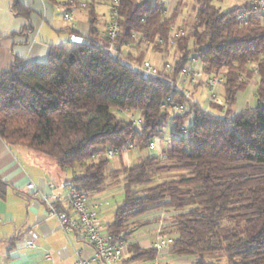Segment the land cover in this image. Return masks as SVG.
<instances>
[{"label":"trees","instance_id":"16d2710c","mask_svg":"<svg viewBox=\"0 0 264 264\" xmlns=\"http://www.w3.org/2000/svg\"><path fill=\"white\" fill-rule=\"evenodd\" d=\"M97 1L87 5L88 40L52 45L45 61L16 58L0 73L1 138L73 169L69 182L87 195L122 179L124 196L108 223L117 239L128 240L136 228L157 223L144 216L164 211L176 233L172 255L195 257L193 264H264V22L254 5L243 1L222 11L213 0H195L189 31L173 34L180 3L168 15L161 0H121L119 48L147 42L166 53L175 44L179 53L169 72L150 75L100 40ZM11 8L28 20L20 33L31 32L32 9L20 0ZM240 12L248 14L244 22ZM193 58L205 74H224V114L205 109L176 87L180 70ZM252 61L258 64L257 101L237 111V95L255 74ZM167 97L187 107L172 115L169 147L109 169V150L131 141L145 149L163 133L171 116L162 109ZM115 110L137 111L140 124L119 118ZM162 174L176 176L152 184ZM6 189L0 178L1 198ZM127 249L128 262L159 256L155 247L137 241Z\"/></svg>","mask_w":264,"mask_h":264},{"label":"crops","instance_id":"0c3cea01","mask_svg":"<svg viewBox=\"0 0 264 264\" xmlns=\"http://www.w3.org/2000/svg\"><path fill=\"white\" fill-rule=\"evenodd\" d=\"M20 1L32 9L30 22L33 30L20 33L28 20L12 11L13 0H0V73L6 71L16 58L23 62L45 61L52 45L73 41L75 35L83 40L89 39L87 6L78 9L74 19L67 21L64 18L65 5L70 0ZM96 12L99 37L101 41H105V28L110 20L108 2L98 0ZM257 17L262 21L260 12ZM13 32L16 34L11 36ZM125 57L132 58V55L128 52ZM164 62L167 61L160 62L159 65ZM208 88L206 82L202 81L195 88L191 100L210 110L208 99L204 103L197 100L203 95V90ZM220 89L217 87L216 92ZM249 95L248 88L239 92L237 103H241L243 99L245 103L240 104L242 107L249 100H255L256 103L257 98L251 95V99ZM160 143L161 141H157L155 149L158 150L150 153L161 154L166 148ZM123 163L129 165L128 161ZM73 175V169L61 168L54 159L25 146L10 145L0 136V178L7 183L6 195L0 197V264H77L79 253L85 257L94 254V247L89 242L78 238L73 232L66 233L58 218L49 215L42 197V193H55L61 197V204L66 206L65 197L69 190L63 184ZM29 182H33L36 188L28 189ZM52 183L56 185L55 188L50 187ZM103 193L104 191L93 195L102 198ZM103 211L102 208V213ZM166 214L169 213L158 211L144 216L146 219L158 218V222L136 228L134 240L142 247H152L154 229L168 224ZM29 240L34 241L35 246L28 245ZM45 251L51 254V259L45 258ZM159 256L171 259L173 264H193L195 260V257L174 256L170 249L161 251ZM152 259L136 263L148 264Z\"/></svg>","mask_w":264,"mask_h":264},{"label":"built area","instance_id":"2783aa9c","mask_svg":"<svg viewBox=\"0 0 264 264\" xmlns=\"http://www.w3.org/2000/svg\"><path fill=\"white\" fill-rule=\"evenodd\" d=\"M110 9V20L105 28V37L107 48L114 52L121 54L122 50L116 43L117 38L121 35L123 27L119 21L120 4L121 0H106ZM251 5H254L256 11H259L264 22V0H243ZM87 3L76 2L70 0L65 5L64 18L67 21H72L75 17L76 11L79 7L84 8ZM248 19L246 12H240L238 20L244 22ZM182 34L183 32L177 31L175 34ZM174 34V33H173ZM74 41L81 42L83 39L79 36L73 37ZM162 41V40H160ZM197 60L193 58L185 67H183L177 77V88L185 97L191 99L192 94L201 81H205L209 87L207 95L208 103L220 107L221 114L227 110V101L221 99L216 92L217 87L222 86L225 76L223 73L205 74L202 68L196 66ZM254 73L258 72V64L256 61L251 62ZM143 72L150 75H156L159 72H169L172 64L166 62L162 66L155 65L150 61H143L139 67ZM185 104L173 101L171 97H167L162 104L163 110H168L172 115H176L185 111ZM136 124H140L141 118L135 119ZM156 144L153 141L148 143L150 149H155ZM136 141L128 142L125 146L119 149H111L107 152V156L111 159L115 154L127 156L128 153L138 148ZM68 188V193L65 197L66 206L60 202L61 197L55 193H42L43 200L45 201L49 215L58 218L61 227L66 233L73 232L78 238L89 242L94 247V254L90 257H85L79 253L77 264H138L136 262H128V240L117 239L108 232V224L101 219L102 208L107 203L103 198L94 195H87L85 192L78 190L69 181L63 184ZM55 184H50V187L55 188ZM27 188L33 190L36 188L33 182L27 184ZM128 229L126 232H129ZM173 236L159 231L155 235L152 247H155L160 253L163 250L170 249ZM30 246H35L34 241L27 242ZM45 258L51 259V254L45 251ZM148 264H173L171 259H163L160 256L153 258Z\"/></svg>","mask_w":264,"mask_h":264},{"label":"rangeland","instance_id":"374dc122","mask_svg":"<svg viewBox=\"0 0 264 264\" xmlns=\"http://www.w3.org/2000/svg\"><path fill=\"white\" fill-rule=\"evenodd\" d=\"M62 1H66V0H62ZM75 1L79 3L85 2L88 4L92 0H75ZM161 1L164 3L168 15L172 13V10L174 9L175 4L180 3V12L177 18L175 19L174 26H173V33L175 34L177 31L187 33L195 18V10H194L195 0H161ZM242 1L243 0H213V3L216 4L218 7H220L222 11H227L229 9H232L240 5ZM80 8L81 7H79V9ZM255 14H256L255 16L257 17V14H259V11H256ZM257 19L259 18L257 17ZM174 45L175 44L170 45L166 53L153 49L152 45L148 44L147 42H144L140 45H134V46L125 45L121 48L122 50L121 60L135 68H139L141 63L145 60L150 61L151 63L158 65V66H162L165 62L162 63V65H159V63L163 61H167L173 64L179 54ZM128 52H130L132 55L131 59H128L125 57ZM196 66L198 68H202V64L199 61H197ZM256 78H257L256 74H254L250 78V81L247 86V88L249 89V94H250L248 97H251V99H252V96L253 98H256V93L254 91L256 90ZM176 86H177V83H176ZM219 88L221 89L220 91H218V95L221 97V99H224L223 88L222 86H220ZM244 91H241V92H244ZM209 92H210L209 88L204 89L203 95L199 96L197 100H199L201 103H204L205 100L207 99V95ZM241 103H245V99H243ZM241 103L239 102L237 103L236 101L235 109L237 111L240 106L242 107V105H240ZM254 104H255V100H249V102L246 103L245 106H253ZM210 110L214 113H221L220 107L215 106V105H211ZM115 113L119 118H123V119H127V118L138 119L140 117V114L137 111L122 112L119 110H115ZM192 120H193V115L189 116L188 119L185 121V127L189 126L192 123ZM174 135H175L174 122H173V118L171 114V116H169V118L167 119L166 123L163 126V133L159 137L154 138L152 141L155 144H157V141H161L160 144L162 145V147H165L167 149ZM153 150L157 151L158 149H150L149 147L145 149L134 148L128 153V156H121L119 154H115L113 158H111L109 169H121L123 166H128L123 163L124 161L126 162L128 161V164H134L135 162H138L143 156L148 155ZM173 176H176V174H162L156 177V179L153 181L152 184H156L158 182L164 181L165 179H168ZM123 184L124 183L122 179L116 185L110 184L109 185L110 187L106 191H104V193L102 194V198L103 200L107 202V204H105L103 207L104 211L101 214V219L106 224L112 221L114 217V211L117 205L120 204V202L123 199V196H124ZM165 218H166L165 220L168 221V224L154 229L155 235L156 233L161 231L170 236H175L176 233L174 231V228L171 226V223H172L171 215L166 214ZM131 227L132 225L129 228L131 229ZM133 236H134V232L132 233L131 237L128 238L129 241H135Z\"/></svg>","mask_w":264,"mask_h":264}]
</instances>
